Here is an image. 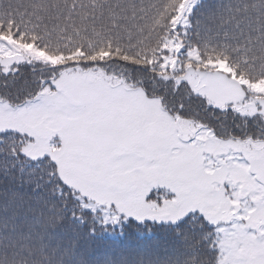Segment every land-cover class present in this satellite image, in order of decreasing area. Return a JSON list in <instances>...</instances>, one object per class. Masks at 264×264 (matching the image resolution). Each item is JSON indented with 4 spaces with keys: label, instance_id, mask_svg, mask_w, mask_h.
Wrapping results in <instances>:
<instances>
[{
    "label": "snow or ice",
    "instance_id": "obj_1",
    "mask_svg": "<svg viewBox=\"0 0 264 264\" xmlns=\"http://www.w3.org/2000/svg\"><path fill=\"white\" fill-rule=\"evenodd\" d=\"M0 264H264V0H0Z\"/></svg>",
    "mask_w": 264,
    "mask_h": 264
},
{
    "label": "trees",
    "instance_id": "obj_2",
    "mask_svg": "<svg viewBox=\"0 0 264 264\" xmlns=\"http://www.w3.org/2000/svg\"><path fill=\"white\" fill-rule=\"evenodd\" d=\"M128 242H132V241L130 240V241H128Z\"/></svg>",
    "mask_w": 264,
    "mask_h": 264
}]
</instances>
